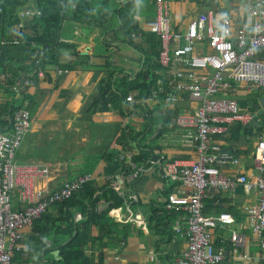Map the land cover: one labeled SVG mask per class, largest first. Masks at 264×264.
Wrapping results in <instances>:
<instances>
[{
    "label": "crops",
    "instance_id": "1",
    "mask_svg": "<svg viewBox=\"0 0 264 264\" xmlns=\"http://www.w3.org/2000/svg\"><path fill=\"white\" fill-rule=\"evenodd\" d=\"M105 1L94 0V7L96 13L101 12L106 17L103 21L110 25L111 31L106 32L91 24L66 22L62 41L74 45L75 50L66 52L61 58V66L48 70L46 75L45 72L36 77L22 74L12 87V94H6L0 83V113L4 110L9 113L11 100L19 103L17 108L23 105L20 110L27 111L26 108H29L31 130L15 158L18 163L47 164L50 167L48 177L35 180L36 188L53 192L67 181L89 175L100 186L113 187L126 198L125 205L112 210L109 215L119 228L113 227L104 241L86 246L96 264H172L181 258L187 243L173 232L171 221L166 218L168 211H173L167 208L168 197L179 185L167 180L164 169L174 160L189 163L197 158V153L184 143L187 132L177 122L183 115L193 116L200 104L192 101L189 94H184L180 102L172 106L165 102L164 97L141 101L135 98L138 93H134L131 97L135 103L128 105L124 115L114 111L89 113L104 80L113 77L114 83H117L116 89L121 91L118 83L122 79H137L144 59L137 45L146 52H153V41L146 39V35L154 34L149 32L146 25L155 19V0H107V5ZM166 1L170 7L173 31L182 32L193 18L211 11L217 16L228 15L236 29L247 20L249 7L253 3V0ZM122 13H129L130 22L134 20L140 29L139 34L132 36L133 44L122 35ZM21 31L24 32V28ZM155 37L157 40L158 36ZM197 50L212 53L207 42L198 44ZM162 69L165 72H158L155 90L157 86H163L171 91L173 75ZM233 85L227 99H246L240 104L235 100L240 112L247 111L242 113H249L253 109L257 111L256 125L246 129L257 127L255 131L258 135L254 133L246 139L240 137L237 142L215 139L222 150L237 161L236 164L218 162L217 166L225 176L243 174L254 181L259 175L254 152L259 140L264 139V113L259 115L263 110L261 103L264 102L261 100H264V89L250 91L247 87ZM258 95L261 99L255 105ZM12 115L4 116L0 129L9 124ZM166 124L169 126L166 135L156 138ZM144 131L135 147L159 146L160 149H154L149 164L135 178L133 173L129 174L123 169L120 162L108 160L105 156L128 154L120 143L123 133L134 135L143 134ZM133 153L137 154L139 150L134 149ZM11 197L14 208H19L17 192L14 191ZM257 200V192L246 193L241 184H237L232 192L214 187L207 192L204 213H227L234 219L233 224L213 231L215 251L223 257L221 264H264L258 259L261 252L259 241L249 230L244 212ZM105 208L106 205L100 204V211ZM49 214L54 217L58 215L53 208L49 209ZM84 219L82 213L78 212L76 222ZM31 230L32 227L22 229L23 253L14 264L60 262V250L44 253L33 241ZM232 233L242 239L241 244L231 241ZM92 236H99L97 228L93 229ZM49 243L50 240H46L47 246ZM57 252L60 255L56 256Z\"/></svg>",
    "mask_w": 264,
    "mask_h": 264
},
{
    "label": "built area",
    "instance_id": "2",
    "mask_svg": "<svg viewBox=\"0 0 264 264\" xmlns=\"http://www.w3.org/2000/svg\"><path fill=\"white\" fill-rule=\"evenodd\" d=\"M155 19L147 23L150 33L160 40L159 65L173 75L172 90L157 86L151 100L165 98L175 106L184 94L200 104L193 116L183 115L177 122L186 130L184 143L197 153L189 163L180 160L169 162L164 169L167 180L179 188L168 197L167 208L183 212L184 221L178 220L174 230L187 243L180 259L172 264H221L222 254L215 251L213 231L234 223L232 215L204 213L205 198L210 188L232 192L241 184L246 193L256 191L258 200L244 209L245 220L259 241L258 259L264 263V139H260L254 152L259 175L254 181L243 174L228 177L220 173L217 163L230 161L234 156L215 142L224 137L230 126L239 124L246 128L255 126V114L240 113L235 100L226 96L232 90L231 82L241 83L250 91L264 89V60L256 57L264 48V0H253L248 17L236 29L228 15L217 16L213 11L193 18L186 29L173 31L170 7L166 0H155ZM34 9H25L21 18L36 15ZM23 29V22L17 30ZM208 43L212 53L197 50L200 43ZM223 96V97H222ZM126 103L134 104L130 96ZM31 130L29 113L15 112L9 124L0 129V264H11L15 253L22 250V229L30 228L56 203L73 197L91 180L89 175L65 182L56 191H43L35 187L37 178L50 175L47 164L18 163L16 153ZM133 152L119 155L135 171L138 177L145 166H138ZM150 162V161H149ZM16 191L19 208H14L12 193ZM234 244H241L235 233L230 236Z\"/></svg>",
    "mask_w": 264,
    "mask_h": 264
},
{
    "label": "trees",
    "instance_id": "3",
    "mask_svg": "<svg viewBox=\"0 0 264 264\" xmlns=\"http://www.w3.org/2000/svg\"><path fill=\"white\" fill-rule=\"evenodd\" d=\"M108 3L107 0L104 2L105 5ZM28 8L40 13L21 18L22 10ZM95 11L94 0H0V77L4 76L2 80L0 79V83L5 93L12 94V87L18 83L17 81L22 74L36 77L41 72H45L46 75L48 70L61 66V58L66 52L75 50L74 45L62 41L66 22L91 24L104 29L106 32L111 31L110 25L108 26L103 21V18L106 17H103L101 12L96 13ZM123 14L121 16L124 23L122 35L128 37L130 43L133 44L132 36L139 34L140 29L134 20L130 22L129 13ZM22 22L24 23V32L17 30L18 25ZM146 37V39L149 38L153 41V52H146L141 46H136L144 58L142 60L143 67L137 79L135 81H129L127 78L122 79L121 83H118L121 91L116 89L117 83H114L113 77L104 80L100 94L89 113L114 111L124 115L125 111H128L129 105H125L126 99L132 94L138 93L135 98L141 101L150 98L159 79L158 72L165 71L158 62L159 38L156 40L155 35L150 34ZM256 57L259 60H264V48L257 52ZM226 98L228 97L226 96ZM25 99L26 101L29 100L27 97ZM260 99L261 96L258 95L255 105ZM14 103V100L9 102V113L6 110L0 113V128L3 127L2 119L5 115H12L23 106L14 108ZM26 110L29 111V108L27 107ZM249 114L257 115V111L253 109ZM168 127L166 124L156 138L160 139L166 135ZM256 128L246 129L239 124H233L229 127L226 136L215 137L214 140L237 142L240 137L250 138L254 133L257 136ZM144 134L145 131L143 134L134 135L124 132L120 141L126 153L133 152L134 149L139 150V153L132 156V160L138 166L149 164L154 149H160L159 146L154 148L149 146L135 147V143ZM118 156L107 155L105 158L120 162L123 169L132 174L135 169L125 160L119 159ZM125 203L126 198L115 188L107 185L100 186L91 180L79 189L71 199L56 203L51 207L58 213L56 217L49 214V209H51L49 208L36 220L31 226L32 235H34L32 239L44 253L55 249L60 250L62 260L56 264H96L93 255L87 251L86 246L104 241L106 237H109L108 234L113 227L119 228V225L111 220L109 215L112 210L122 208ZM100 204L106 205L105 210L100 211ZM78 212L85 217L83 221L76 222L75 218ZM183 217V212L168 211L166 218L171 221L173 232H175V223L181 218V221H184ZM94 228L99 231V236L96 238L92 236ZM117 233L115 232V234ZM176 235L179 234L176 233ZM179 237L182 239L180 235ZM48 239L50 240L49 246L46 244ZM22 253V250L15 253L11 264L16 263L17 259H21Z\"/></svg>",
    "mask_w": 264,
    "mask_h": 264
},
{
    "label": "rangeland",
    "instance_id": "4",
    "mask_svg": "<svg viewBox=\"0 0 264 264\" xmlns=\"http://www.w3.org/2000/svg\"><path fill=\"white\" fill-rule=\"evenodd\" d=\"M24 10H25V9H24ZM22 11H23V10H22ZM233 84H234L235 86L237 85L238 87L241 85V83H238V82H232V85H233ZM234 85H233V86H234ZM240 87H241V86H240ZM235 100L237 101V103L239 102V104H240L241 101H243V102L246 101V99H241V98H236ZM247 100H248V99H247ZM18 106H19V103H15V104H14V107L17 108Z\"/></svg>",
    "mask_w": 264,
    "mask_h": 264
},
{
    "label": "water",
    "instance_id": "5",
    "mask_svg": "<svg viewBox=\"0 0 264 264\" xmlns=\"http://www.w3.org/2000/svg\"><path fill=\"white\" fill-rule=\"evenodd\" d=\"M261 102H264V100H261ZM261 104H262V108H263V110L260 111V113H259L260 116H262L263 113H264V104H263V103H261ZM227 234H228V233H226V237H228ZM55 255H56V256H57V255H60V253L57 252Z\"/></svg>",
    "mask_w": 264,
    "mask_h": 264
}]
</instances>
